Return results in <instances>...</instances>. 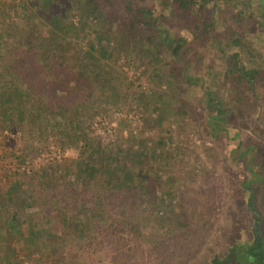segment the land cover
I'll list each match as a JSON object with an SVG mask.
<instances>
[{"label": "trees", "instance_id": "1", "mask_svg": "<svg viewBox=\"0 0 264 264\" xmlns=\"http://www.w3.org/2000/svg\"><path fill=\"white\" fill-rule=\"evenodd\" d=\"M191 3L196 7L195 13L183 25L192 39L182 33L170 34L172 25L167 20L176 10L192 6ZM33 6L38 9L26 16L13 10L14 17L0 26V131L22 128L29 136L39 138L45 136L46 126H50L56 128L58 135L63 134L66 141L78 140L86 134L80 129L79 135L73 129L74 125L81 127L78 119L81 105L107 100L115 103L127 95L120 75L80 47L76 28L84 30L90 18L95 21L101 45L106 37L119 36L122 42L113 47H121L120 51L126 53L135 49L150 64L161 49H166L175 62H159L157 67L154 64L152 73L157 80L168 71L171 80L177 82L179 67L186 68L192 60L187 54L188 46L195 45L208 54L212 52L213 58L219 57L224 73L234 79V84H248L257 101L254 90L260 78L256 77L259 65L247 67L236 58L238 51L245 52L246 48L239 41L240 27L233 25L232 20L224 22V15L214 16L212 7L204 0H35ZM257 8L260 11L256 20L260 19L258 23L264 25V0L262 4L258 1ZM70 9L78 11L77 26L71 23ZM220 23L226 24L222 27L227 33L216 29ZM225 47L230 49L226 52ZM102 49L107 54L108 49ZM103 52L99 55H104ZM201 58L200 53L195 55V60ZM214 62H206L208 73L214 72ZM193 78L198 81L202 78V86H207L204 77ZM243 91L241 88L240 92ZM209 92L206 88L205 103L210 117L215 116L213 112L218 111L219 103ZM132 97L140 102L144 99L137 90ZM157 99L155 96L154 101ZM224 109L227 108L221 107L220 111ZM64 111L66 118L61 124L58 114ZM68 112L76 117H67ZM144 143L140 138L129 149L120 145L113 149L92 145L89 150L82 143L83 158L49 163L34 173L0 181V264H17V256L21 255L36 263L41 258L27 256L32 251L44 253L50 259L51 254L58 253L57 240L67 245L69 251L80 248L83 255L97 244L103 248L107 236L115 244L129 236L134 242L127 247L129 251H134L137 244L142 245L139 201L148 205L155 202L157 192L166 184L155 171H149L152 154ZM149 212L145 211L143 216ZM247 213L254 222L253 215ZM186 215L181 205V211L174 212L175 229L170 228L161 237L158 233L157 239L152 237L145 247L166 254L181 253L187 247L186 235L191 226ZM68 232L72 235L67 240ZM254 235L253 241H249L241 228L227 250L223 253L211 250L204 264L248 263L247 255L256 257L264 252V242ZM116 250L113 246L112 253ZM72 258L76 256L65 260Z\"/></svg>", "mask_w": 264, "mask_h": 264}, {"label": "rangeland", "instance_id": "2", "mask_svg": "<svg viewBox=\"0 0 264 264\" xmlns=\"http://www.w3.org/2000/svg\"><path fill=\"white\" fill-rule=\"evenodd\" d=\"M204 1L212 7L214 16L224 15V22L232 20L233 25L240 27L239 41L246 48L245 52L240 49L236 58L247 67L259 65L256 77L260 78L254 90L257 101L250 94L248 84H234V79L224 73L219 57L213 58L212 52L208 54L203 47L195 45L188 46L187 54L192 60L186 68L179 67L177 82L171 80L168 71L157 80L152 73L154 64L157 67L159 62L166 64L174 60L166 49H161L150 64L147 58L142 60L135 49L126 53L120 51L121 47H113L115 43L122 42L119 36H108L101 45L97 41L95 21L90 18L84 30L76 28L80 47L120 75L121 86L127 95L115 103L107 100L106 103L81 105L82 113L78 116L81 127L74 125L73 129H77L79 135L80 129L86 134L85 138L79 137L78 140L66 141L63 134L58 135L56 128L50 126H46L45 136L39 138L29 136L22 128H13V134L0 131V181L22 173H34L49 163L83 158L82 143L87 145V150L92 145H106L112 149L120 145L129 149L143 138L152 154L149 171H155L166 184L162 191L157 192L155 202L150 201L148 205L139 201V229L144 241L142 245H135L134 251L127 250L129 245H134L129 236L118 244L107 236L103 248L97 244L86 255L81 254L80 248H70L69 251L67 245L56 239L58 253L55 256L51 254L52 258H47L44 253L34 254L31 250L27 256L41 259L35 263L20 254L22 257L17 256V264H204L211 250L218 253L227 250L229 242L238 236L241 228L250 241L255 224L264 239V25L258 23L260 19L256 20L260 11L258 1L262 4L263 0ZM34 2L0 0V14L8 21L13 10L26 16L29 11L38 9L33 6ZM191 5L176 10L167 20L172 25L170 34L182 33L192 39L183 25L195 13L196 7ZM69 17L76 25L78 11L70 9ZM222 25L226 26L220 23L216 29L227 33ZM101 47L108 49L107 54ZM229 49L225 47L224 50L227 52ZM99 52L104 55H99ZM199 53L202 58L195 60ZM212 60L215 61L214 72L208 73L209 63L206 62ZM194 75L204 77L207 86H202V78L198 81ZM188 77L191 80L188 81ZM206 88H209L210 97L219 103L218 111L213 112L215 116L209 117L207 112ZM135 90L142 93L144 99L141 102L132 97ZM155 96L159 99L154 101ZM221 107L227 108V112H221ZM66 113L58 114L61 124ZM73 116L68 112L67 117H76ZM180 203H183L181 205L191 221L186 249L181 253L166 254L146 248L147 241L152 237L157 239L158 233L161 237L170 228L175 229L174 212L181 211ZM248 203L259 213L257 223L252 222L247 213ZM145 211H150L146 217L143 216ZM67 234L68 240L72 233ZM113 246L117 248L114 253ZM72 255L76 258L65 260Z\"/></svg>", "mask_w": 264, "mask_h": 264}, {"label": "flooded vegetation", "instance_id": "3", "mask_svg": "<svg viewBox=\"0 0 264 264\" xmlns=\"http://www.w3.org/2000/svg\"><path fill=\"white\" fill-rule=\"evenodd\" d=\"M247 208H248V211L253 215V218H254V222L257 223V220H259V213L257 210H254V208H252L250 206V203L249 205H247ZM253 209V210H252ZM255 224H253V229H252V234L254 235V229L257 230L256 226L254 228ZM255 236V235H254ZM257 236H260V241H263L264 242V239L262 237V235L260 234V232L257 230V235L255 236V238L257 239ZM254 237L251 239L253 241ZM258 239V240H259ZM251 241V242H252ZM260 256V257H259ZM247 258L250 260L248 263H243V264H264V253L260 254V255H257L256 257L254 255H247ZM258 258V259H257ZM257 259V260H255ZM256 262V263H255Z\"/></svg>", "mask_w": 264, "mask_h": 264}, {"label": "crops", "instance_id": "4", "mask_svg": "<svg viewBox=\"0 0 264 264\" xmlns=\"http://www.w3.org/2000/svg\"><path fill=\"white\" fill-rule=\"evenodd\" d=\"M5 17H6V16H4L3 14H0V22H1V21H2V22L7 21ZM224 111L227 112V109H224ZM250 206H251V203H250ZM251 207H252V206H251Z\"/></svg>", "mask_w": 264, "mask_h": 264}, {"label": "built area", "instance_id": "5", "mask_svg": "<svg viewBox=\"0 0 264 264\" xmlns=\"http://www.w3.org/2000/svg\"><path fill=\"white\" fill-rule=\"evenodd\" d=\"M1 131H2V133L13 134V132H10V131L7 130V129H2Z\"/></svg>", "mask_w": 264, "mask_h": 264}, {"label": "water", "instance_id": "6", "mask_svg": "<svg viewBox=\"0 0 264 264\" xmlns=\"http://www.w3.org/2000/svg\"><path fill=\"white\" fill-rule=\"evenodd\" d=\"M247 205H249V203Z\"/></svg>", "mask_w": 264, "mask_h": 264}]
</instances>
